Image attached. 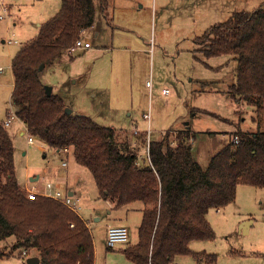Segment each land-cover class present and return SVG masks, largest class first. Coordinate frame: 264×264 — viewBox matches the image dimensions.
Segmentation results:
<instances>
[{
    "label": "rangeland",
    "instance_id": "rangeland-1",
    "mask_svg": "<svg viewBox=\"0 0 264 264\" xmlns=\"http://www.w3.org/2000/svg\"><path fill=\"white\" fill-rule=\"evenodd\" d=\"M5 1L11 9L18 7L23 16L16 17L17 21L11 18L10 27L5 30L8 33L3 38L6 43L0 42V119L6 118L13 108L9 100L11 59L20 45L38 34V23L54 15L60 5V0ZM263 2L105 0L103 8L100 0H94L93 25L83 35L92 43L90 52L87 48L77 49L72 54L66 52L53 66L43 67L39 77L44 85L56 87L54 94L73 107L76 114L89 117L100 126L114 127L122 138H133L134 127L144 130L152 127L151 140L160 133L163 135L169 127L189 128L195 137L193 158L206 167L209 159L237 131L264 130V114L257 118L252 107L229 97L227 90L235 80L237 66L233 57L206 58L200 41L195 38L226 21L231 14L229 11H252ZM0 26L3 30L6 28L4 21ZM138 46L143 47L145 53H137ZM149 47H152L150 54ZM162 88L168 90L165 95ZM143 114L147 120L143 119ZM6 129L15 148L17 181L22 185L29 173L43 168L42 177L51 181V186L66 180L65 187L74 190L71 197L78 206L77 214L83 221L92 222L90 233L95 264H131L121 252L137 242L143 204L138 201L110 209L100 197L91 172L76 163L71 150L56 151L39 140L27 144V134L18 135L22 126L17 120ZM62 162L67 163L66 168L62 167ZM42 184L41 179L34 186L43 187ZM245 218L254 219L255 224L250 234L239 235L238 222ZM207 219L215 238L203 243L192 242V251H201V245L208 244L211 250L205 252L217 254L216 264H264V188L238 185L235 201L220 212L210 210ZM107 225H122L128 230L127 242L110 248L112 251L106 250ZM13 241L9 237L0 242L6 252L0 264H25L21 251L11 250ZM231 250H239L244 256L232 254ZM31 254L34 256L33 252ZM172 264H196V261L192 255H185L175 257Z\"/></svg>",
    "mask_w": 264,
    "mask_h": 264
},
{
    "label": "trees",
    "instance_id": "trees-1",
    "mask_svg": "<svg viewBox=\"0 0 264 264\" xmlns=\"http://www.w3.org/2000/svg\"><path fill=\"white\" fill-rule=\"evenodd\" d=\"M60 1L59 10L11 59L10 100L16 116L37 140L56 151L71 150L76 163L91 172L100 197L114 208L138 201L143 204L137 242L122 251L126 259L134 264H172L177 256L192 255L197 261L214 264L216 255L193 252L190 243L215 238L207 214L232 204L238 185L264 188V130L237 131L233 135L239 141L230 139L202 167L193 158L189 139L194 135L188 130L177 131L173 138V130L164 132L159 141L150 140L148 156H140L146 133L122 138L89 117L67 113L59 95L45 93L39 67L53 66L80 30L93 25L95 3ZM104 2L100 0L103 8ZM197 40L206 58L233 57L235 80L227 93L261 117L264 2L252 11H233ZM174 140L177 146L170 144ZM9 237L14 240L11 250L33 252L39 264H94V244L86 222L51 197L30 199L18 183L13 141L0 121V242ZM4 256L0 246V259Z\"/></svg>",
    "mask_w": 264,
    "mask_h": 264
},
{
    "label": "crops",
    "instance_id": "crops-1",
    "mask_svg": "<svg viewBox=\"0 0 264 264\" xmlns=\"http://www.w3.org/2000/svg\"><path fill=\"white\" fill-rule=\"evenodd\" d=\"M4 2L6 3V1L4 0ZM60 3H61V1H60ZM7 4V3H6ZM8 5V4H7ZM8 7H9V13H10V16H9V18L7 19V20H0V22H3L4 21V23L6 24V28L4 27V30L2 29V27L0 26V42L1 43H6L5 42V40H3V38L5 37V35L8 33H6V31L8 30V28L10 27V21H11V18H14L15 17V19H16V17H18V19L20 18V15L21 16H23L22 15V12H21V10L18 8V7H15V8H13V9H11V5H8ZM106 7H107V2H106ZM59 8H60V5H59V7H58V9L55 11V13L59 10ZM229 12H233V11H229ZM54 13V14H55ZM231 15V14H230ZM53 16V15H52ZM51 16V17H52ZM51 17H49V18H51ZM48 18V19H49ZM47 19V20H48ZM16 21H17V19H16ZM13 25L14 26H16L17 25V23L15 22V21H13ZM41 24H39L38 23V26H40ZM6 30V31H5ZM98 34L97 33H95V36H97ZM30 40V39H29ZM8 41V40H7ZM28 41V40H27ZM26 42V41H25ZM92 49V43H91V46L89 47V48H87L86 50L88 51V52H90V50ZM136 49V52L137 53H145L144 52V50L145 49H143V47H140V46H138V47H136L135 48ZM18 50V49H17ZM149 54L152 52V47H149ZM11 69V68H10ZM11 74H12V72H11ZM12 87H13V77H12ZM12 87H11V90H9V92H10V95H9V100H10V96H11V91H12ZM51 88H52V93H54L55 92V88L56 87H54V86H51ZM166 88H162V91L163 90H165ZM161 91V92H162ZM163 93V92H162ZM163 95H165L164 93H163ZM66 105V104H65ZM66 108H69V109H71V112H73V113H75L74 112V108L73 107H70V106H68V105H66ZM76 114V113H75ZM145 116H146V114H143V119H146L145 118ZM7 119V115H6V118H1L0 120L2 121V122H4L5 120ZM14 120H11L10 121V123H9V125L8 126H6V128H8L9 126H10V124L13 122ZM19 123H20V125L22 126V130H19L18 131V135H20V136H22V135H24V134H26L25 133V130H24V126H25V124L22 122V121H20V120H17ZM96 123V122H95ZM149 124V128L151 127V124H152V122H150V123H148ZM147 127V128H148ZM108 128H112V129H114L115 130V128L114 127H108ZM146 128V129H147ZM134 129H137L138 130V134L139 133H146V131L147 130H144L143 128H140V127H134L133 128V131H134ZM150 130H151V133H150V135H149V139L151 140V136H152V134H153V132H152V127L150 128ZM169 130H173V131H185V130H188V131H190L191 132V130L189 129V128H187V127H169L168 129H166V130H164V131H169ZM133 131H132V134H133ZM9 133V132H8ZM192 133V132H191ZM137 134V135H138ZM193 134V133H192ZM10 135V134H9ZM11 137V136H10ZM161 137H162V133H160L159 135H157L156 136V139L155 140H157V141H159L160 139H161ZM195 138V137H194ZM193 138V139H194ZM11 139H12V137H11ZM35 140H37L36 138H35ZM12 141H13V139H12ZM15 149V148H14ZM25 154V152L23 153V155ZM142 155H144V150H143V152L142 151H140V156H142ZM63 167V166H62ZM67 166H65V167H63V168H66ZM44 171V168L41 170H36V171H34V172H32V173H29L28 174V176H27V179L23 182V184L21 185L19 182V184L24 188V189H26L27 191H29V190H32V191H35V192H37V193H39V194H41L43 191H45L44 189L46 188V191H49V189L47 188V184H52V182L51 181H49V180H46V178L45 177H42V175H43V172ZM49 175H51V174H49ZM17 179V178H16ZM43 180V187L42 186H34V184L35 183H38L40 180ZM54 180V179H53ZM56 184L54 185V187H53V185L51 186V190L53 189V191H55V190H58V191H60L63 195H66V196H69V197H71V196H73L74 195V190H73V188H66L65 187V185L67 184V182H66V180H64L63 182H55ZM63 183H65V184H63ZM63 187V190L65 191H67V193L66 192H64L63 190H62V187ZM42 187V188H41ZM39 189H42L43 191L41 192V191H39ZM71 200H73L72 199V197H71ZM108 204H109V208L110 209H114V206L109 202V201H106ZM74 203V202H73ZM75 204V203H74ZM120 208H123V207H120ZM120 208H115V209H120ZM224 209V208H223ZM142 210V209H141ZM216 210V212H220V210L221 209H215ZM209 213V212H208ZM208 215V214H207ZM139 218H141V213H140V216H139ZM243 221H239L238 222V230H237V233L239 234V235H248V234H250V232L252 231V227L254 226V224H255V220L254 219H252V218H249V219H242ZM86 222V226H87V228H88V230H89V232H90V226H91V224H92V222H90V221H85ZM109 226H120V225H107V227H109ZM122 226V225H121ZM139 226V225H138ZM138 226H137V230H138ZM107 227L105 228V232H106V229H107ZM123 227H125V226H123ZM91 234V233H90ZM209 241H212V240H209ZM192 242H194V241H192ZM191 242V243H192ZM203 242H208V241H201V243H203ZM190 243V244H191ZM93 244H94V242H93ZM199 245H201V244H199ZM95 248V247H94ZM115 248V247H114ZM202 250L201 251H196V252H204V253H206V254H213V255H216V262H217V254H214V253H207V252H205V250L206 251H208V250H211L210 248H209V246H208V244H202L201 245V247H200ZM106 250L107 251H112L113 249H109L107 246H106ZM194 252V251H193ZM231 252H232V254H235V255H237V256H244V254H242V252H240L239 250H231ZM122 254H123V252H121ZM22 254V253H21ZM29 256H32V254L31 253H27V255L25 256V258H27V257H29ZM123 256H124V254H123ZM24 257V256H23ZM125 257V256H124ZM126 259V258H125ZM175 259V258H174ZM127 260V263H131V264H134V263H132L131 261H129L128 259H126ZM195 261H196V264H207L205 261H197L196 259H195ZM216 262L214 263V264H216ZM173 263V262H172ZM94 264H95V250H94Z\"/></svg>",
    "mask_w": 264,
    "mask_h": 264
},
{
    "label": "built area",
    "instance_id": "built-area-1",
    "mask_svg": "<svg viewBox=\"0 0 264 264\" xmlns=\"http://www.w3.org/2000/svg\"><path fill=\"white\" fill-rule=\"evenodd\" d=\"M8 18H9V7L3 0H0V20H7ZM87 30H88V28L80 30V36L77 38V40L74 42V44L67 50V54H72L77 49L89 48L91 46V44H90L91 42L89 40L83 38V35L86 33ZM7 43L8 44L11 43V40H8ZM146 84L150 85V82H147ZM162 92L164 94H166L168 92V90L165 89ZM10 104L13 108L10 109V111L7 115V119L4 121L5 126H8L11 120H19L18 117L16 116L15 108H14L13 104L11 103V100H10ZM145 118H146V120L148 119L147 116H145ZM24 130H25V133L27 134V136H26L27 144L34 143L35 138L28 133L26 126H24ZM176 132L177 131H172L171 133L175 136ZM150 133H151V130L148 129L146 131V139H145L146 146L144 148V156H148V145L150 142V139H149ZM137 134H138V130L134 129L133 135H137ZM193 140H194L193 137L189 139V143L191 145L193 143ZM231 141L237 143L239 141V137L237 135H233L231 137ZM170 144L172 146H177L178 142L176 140H174ZM62 151L67 153L69 150L63 149ZM62 166L63 167L67 166V163L62 162ZM47 188L49 189V191H44L41 194H39L35 191H32V190H29V191H27L28 197L30 199H34L37 195L48 196V197H51V198L59 201L60 203L65 205L67 208H69L71 211L77 213L78 206L72 202V200L69 196L63 195L58 190H55V191L51 190L50 184H47ZM69 226L73 227L72 224H70ZM127 240H128V230L126 227H123V226H109V227H107L106 232H105V243H106V246L108 248H113L118 244H123V243L127 242ZM26 255H27V252L25 250L22 251V256L25 257Z\"/></svg>",
    "mask_w": 264,
    "mask_h": 264
},
{
    "label": "water",
    "instance_id": "water-1",
    "mask_svg": "<svg viewBox=\"0 0 264 264\" xmlns=\"http://www.w3.org/2000/svg\"><path fill=\"white\" fill-rule=\"evenodd\" d=\"M42 68H43V65H41L39 67V71H41ZM44 90H45V93L48 96L52 94V88H51V86L44 85ZM65 111L67 113H70L71 112V109L65 108ZM25 264H39V258L37 256H29V257L26 258Z\"/></svg>",
    "mask_w": 264,
    "mask_h": 264
}]
</instances>
